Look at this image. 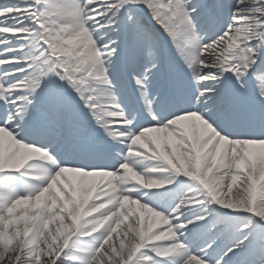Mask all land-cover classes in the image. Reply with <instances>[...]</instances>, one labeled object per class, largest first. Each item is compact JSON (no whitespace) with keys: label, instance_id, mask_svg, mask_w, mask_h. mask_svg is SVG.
I'll return each instance as SVG.
<instances>
[{"label":"snow or ice","instance_id":"6c2138e0","mask_svg":"<svg viewBox=\"0 0 264 264\" xmlns=\"http://www.w3.org/2000/svg\"><path fill=\"white\" fill-rule=\"evenodd\" d=\"M0 264H264V0H0Z\"/></svg>","mask_w":264,"mask_h":264}]
</instances>
